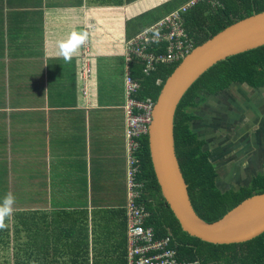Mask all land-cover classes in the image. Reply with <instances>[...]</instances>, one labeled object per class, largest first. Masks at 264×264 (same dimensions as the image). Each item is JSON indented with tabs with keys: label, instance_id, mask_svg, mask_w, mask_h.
Wrapping results in <instances>:
<instances>
[{
	"label": "crops",
	"instance_id": "0c3cea01",
	"mask_svg": "<svg viewBox=\"0 0 264 264\" xmlns=\"http://www.w3.org/2000/svg\"><path fill=\"white\" fill-rule=\"evenodd\" d=\"M170 1L0 0V202H18L27 264L73 262L69 238L74 262L124 264L125 41L189 0ZM73 31L87 40L66 62L58 45ZM192 115L221 190L264 175V86L231 84Z\"/></svg>",
	"mask_w": 264,
	"mask_h": 264
},
{
	"label": "trees",
	"instance_id": "16d2710c",
	"mask_svg": "<svg viewBox=\"0 0 264 264\" xmlns=\"http://www.w3.org/2000/svg\"><path fill=\"white\" fill-rule=\"evenodd\" d=\"M181 2L182 0H172L168 5L173 7ZM263 11L264 0L199 1L184 15L183 26L189 36L193 37L196 47L235 21ZM127 64L128 75L139 85L132 93V98L138 101L148 99L154 102L162 82L177 63L157 65L148 73L143 71L142 61L136 57H132ZM233 82L263 88L264 46L228 56L214 63L183 94L173 116L172 136L175 158L187 185L193 210L199 218L207 222L220 219L244 199L264 192V175L253 177L248 185L221 190L216 184L215 169L208 161V152L203 149L204 143L190 127L195 118L192 111L199 104L204 103L208 95L227 88ZM139 141L140 148L135 152V157L139 159L138 170L135 174V181L139 184L136 202L148 212L144 225L152 228L154 237L170 234L173 242L176 243L174 247L179 257L190 260L198 259L201 264H264V232L239 243L214 244L190 236L179 228L176 219L159 195L158 186L149 164L146 136H142ZM19 229L18 222V226L13 227L16 240L19 239ZM8 237L9 233L5 238ZM68 242L71 245V257H73V262L69 264H86L85 261L74 262L79 249V241L69 238ZM80 243L87 245V242L81 241ZM0 249L8 250V241H3ZM82 249L86 253V248ZM23 255L18 240L13 245L10 261L5 260L4 263L27 264ZM2 256L6 257L0 255V258ZM123 258L126 264V253L121 259Z\"/></svg>",
	"mask_w": 264,
	"mask_h": 264
},
{
	"label": "water",
	"instance_id": "95a60500",
	"mask_svg": "<svg viewBox=\"0 0 264 264\" xmlns=\"http://www.w3.org/2000/svg\"><path fill=\"white\" fill-rule=\"evenodd\" d=\"M264 46V11L235 21L190 50L162 82L146 134L150 168L159 195L179 228L214 244L239 243L264 232V192L241 201L214 222L197 216L173 146V116L183 94L214 63Z\"/></svg>",
	"mask_w": 264,
	"mask_h": 264
},
{
	"label": "built area",
	"instance_id": "2783aa9c",
	"mask_svg": "<svg viewBox=\"0 0 264 264\" xmlns=\"http://www.w3.org/2000/svg\"><path fill=\"white\" fill-rule=\"evenodd\" d=\"M199 1L215 2V0H189L125 41L126 61L132 57L138 58L143 63V71L147 73L157 65L178 63L195 47L194 39L183 26V17ZM83 72L88 74V65H83ZM138 86V82L127 75V98L124 108L127 152L126 264H201L198 259L179 257L174 247L176 243L173 242L170 234L154 237L152 228L144 225L148 212L136 202L139 184L135 181V174L139 159L135 157V152L140 148L139 140L147 134L154 102L148 99L145 101L133 99L132 93Z\"/></svg>",
	"mask_w": 264,
	"mask_h": 264
},
{
	"label": "clouds",
	"instance_id": "9594fccd",
	"mask_svg": "<svg viewBox=\"0 0 264 264\" xmlns=\"http://www.w3.org/2000/svg\"><path fill=\"white\" fill-rule=\"evenodd\" d=\"M87 40V34H79L75 31L71 32L65 40L59 42L58 55L66 62H70L77 52L78 48ZM16 202L15 196L8 192L2 202H0V229L5 227V219L13 213V205Z\"/></svg>",
	"mask_w": 264,
	"mask_h": 264
},
{
	"label": "rangeland",
	"instance_id": "374dc122",
	"mask_svg": "<svg viewBox=\"0 0 264 264\" xmlns=\"http://www.w3.org/2000/svg\"><path fill=\"white\" fill-rule=\"evenodd\" d=\"M169 7L170 6L168 5L164 9L167 10ZM146 21L147 20H145L144 22H141L140 29H142V28H144L146 26ZM232 85H242L243 86L245 84H240L239 82H233ZM220 102H221L220 100H215L214 99L213 100V103H212L213 106H214V108L210 105V108L212 107L213 111H215L216 113H218V112H221L222 113V111L228 109L226 106H224L222 108V110H221L220 109V106L221 105H219ZM231 120H233V119H231ZM244 129L249 130V125H246L244 127ZM239 137H242V136L240 135L239 131H237L236 137L234 136V134H232V135L226 136V139L227 140L228 139L231 140V138H236L238 141H241L239 139ZM16 204L18 205V202H16ZM16 221H17V223H16ZM18 222H19V227H20V225L22 224V222H21V218H20V215H19V211H14V214L12 213V215L10 217H7L5 219V227L3 229H0V244H2L3 241L4 242H7L8 241V244H9V249L8 250H6V249H0V255H5L6 256V257L2 256L0 258V264H7V263H4V261L10 259L11 254H12L13 245L15 244L16 241L19 240V239L16 240V238L14 237V233H13V227L14 228L17 227L18 226ZM23 222H25V221H23ZM8 233H9V237L6 239L5 237H6V235Z\"/></svg>",
	"mask_w": 264,
	"mask_h": 264
}]
</instances>
